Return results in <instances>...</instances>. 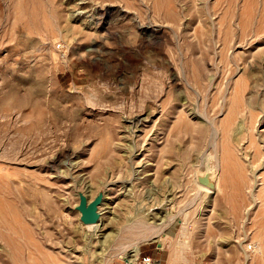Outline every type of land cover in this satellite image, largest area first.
I'll list each match as a JSON object with an SVG mask.
<instances>
[{
  "label": "rangeland",
  "instance_id": "obj_1",
  "mask_svg": "<svg viewBox=\"0 0 264 264\" xmlns=\"http://www.w3.org/2000/svg\"><path fill=\"white\" fill-rule=\"evenodd\" d=\"M133 249L264 264V0H0V264Z\"/></svg>",
  "mask_w": 264,
  "mask_h": 264
},
{
  "label": "bare ground",
  "instance_id": "obj_2",
  "mask_svg": "<svg viewBox=\"0 0 264 264\" xmlns=\"http://www.w3.org/2000/svg\"><path fill=\"white\" fill-rule=\"evenodd\" d=\"M170 202V201H169ZM151 220H153V218L151 219ZM164 221H165V219H163V220H159L157 223H155L156 221L154 220L153 222H152V224H154V229H159V228H161L163 225H164ZM143 223V222H142ZM144 224V223H143ZM142 227H143V225H142ZM91 237H94L95 238V236H91ZM109 237H111L110 235H108V236H105V237H103V241L101 242V243H104V244H101V247H105V244H106V242H108V240H109ZM112 238V237H111ZM87 239V238H86ZM89 240V239H88ZM100 241H98V243H99ZM88 246H90V245H88ZM135 246V245H134ZM95 247V246H94ZM135 248V247H134ZM132 249V248H131ZM134 251H133V253L131 254L130 253V255H123V259H124V263L125 264H134V262H136V260H137V258H138V256H139V251H138V249H133ZM102 251V250H101ZM102 253V252H101ZM101 263V262H100Z\"/></svg>",
  "mask_w": 264,
  "mask_h": 264
},
{
  "label": "built area",
  "instance_id": "obj_3",
  "mask_svg": "<svg viewBox=\"0 0 264 264\" xmlns=\"http://www.w3.org/2000/svg\"><path fill=\"white\" fill-rule=\"evenodd\" d=\"M249 250H252L251 246H248ZM135 264H161L160 261L156 260L152 255L139 253V256Z\"/></svg>",
  "mask_w": 264,
  "mask_h": 264
}]
</instances>
